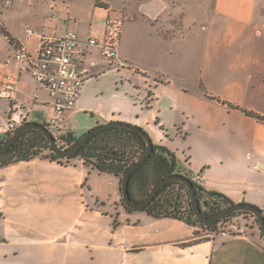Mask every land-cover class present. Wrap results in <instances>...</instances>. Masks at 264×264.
<instances>
[{"label":"crops","instance_id":"1","mask_svg":"<svg viewBox=\"0 0 264 264\" xmlns=\"http://www.w3.org/2000/svg\"><path fill=\"white\" fill-rule=\"evenodd\" d=\"M110 9L124 15L118 58L110 65L91 46L76 59L90 76L64 132L78 138L108 121L137 124L202 187L264 211V0H12L0 6V24L36 55L42 35L102 38ZM6 74L15 78L12 97ZM14 105L25 121L45 124L53 112L0 31V138ZM120 182L80 159L0 167V264H264L253 219L222 236L128 210Z\"/></svg>","mask_w":264,"mask_h":264},{"label":"trees","instance_id":"2","mask_svg":"<svg viewBox=\"0 0 264 264\" xmlns=\"http://www.w3.org/2000/svg\"><path fill=\"white\" fill-rule=\"evenodd\" d=\"M0 31L9 36L2 26ZM44 125L49 127L47 123ZM10 135L11 133H7L0 138V146ZM56 137L60 145L64 147L75 143L80 138H76L70 132L57 134ZM145 150L146 141L138 132L121 126H111L91 137L76 155L62 158L52 152L49 141L41 131L29 129L17 139L6 154L0 156V167L38 157L59 163L80 159L100 172L113 174L121 179L127 168L139 159ZM176 173L186 175L194 182L200 205L205 213L211 214L234 204L225 194L202 187L193 180L192 173L180 165V161L172 151L156 144L148 160L130 178L129 190L132 198L138 201L143 200L156 182ZM122 202L125 208L134 210L124 203V199ZM143 211L155 217L181 219L212 232L220 231L231 223H239L238 217L246 215L251 216L253 223L258 225L257 218L245 211L231 213L212 223L199 220L192 209L186 185L179 181H171L164 185Z\"/></svg>","mask_w":264,"mask_h":264},{"label":"built area","instance_id":"3","mask_svg":"<svg viewBox=\"0 0 264 264\" xmlns=\"http://www.w3.org/2000/svg\"><path fill=\"white\" fill-rule=\"evenodd\" d=\"M4 1L12 2V0H0V6ZM123 22V13L110 9L106 16L105 33L102 38L90 36L85 40L80 39L73 30L67 31L63 36L42 35L36 55L31 54L23 44L15 43L9 36L5 35L14 47V58L19 71L30 73L41 88L46 89L49 93V102L53 108L47 123L49 130L50 126H55L59 130L57 134L65 133L62 126L66 120L67 112L75 107L82 86L90 76L78 67L76 59H82L91 46H99L106 61L110 65L114 63L118 58ZM32 33L33 30L29 29L28 35L30 36ZM16 90L15 78L6 74L4 76L5 96L12 97V93H15ZM34 97H38V94H35ZM20 109L19 105L12 107L15 113L5 123L6 126L4 127L8 133H13L26 122ZM16 112L19 113L16 115ZM2 124L0 123L1 127ZM57 134L53 133L55 137ZM191 176L193 180L198 182L199 176L197 174L192 173ZM238 226L237 222L231 223L223 228L220 233L222 236L242 233Z\"/></svg>","mask_w":264,"mask_h":264},{"label":"water","instance_id":"4","mask_svg":"<svg viewBox=\"0 0 264 264\" xmlns=\"http://www.w3.org/2000/svg\"><path fill=\"white\" fill-rule=\"evenodd\" d=\"M111 126H121L134 130L138 132L140 135H142L146 141V150L144 154L127 168V170L125 171L124 175L121 178V182H120L121 192L124 199V203L127 206H129L134 210H144L146 206L154 199L157 192L164 185H166L171 181H179L186 185L190 195L192 209L199 220L205 223H212L234 212H238V211L249 212L257 218L260 231L264 237V211L262 208L249 203H234L219 211H216L211 214H207L202 210L194 182L189 177L183 174L176 173V174L168 175L163 179L159 180L158 182H156L143 200L138 201L133 199L129 190L130 178L132 174L148 160V158L151 156L154 150V142L151 136L144 128H142L137 124L128 123L124 121H116V120L108 121L106 123H102L100 125L91 128L84 135H82L75 143L67 147H64L60 145L58 139L55 137V135H53V133L49 130L47 126L35 121H26L22 125H20L18 129H16L13 133H11V135L0 146V156L6 154L8 150L11 148V146L17 141V139L25 131L29 129H37L41 131L44 134V136L47 138V140L51 145L52 152L54 154L62 158H69L71 156L76 155V153L83 147V145L96 133Z\"/></svg>","mask_w":264,"mask_h":264},{"label":"rangeland","instance_id":"5","mask_svg":"<svg viewBox=\"0 0 264 264\" xmlns=\"http://www.w3.org/2000/svg\"><path fill=\"white\" fill-rule=\"evenodd\" d=\"M41 119H42V118H41ZM50 130H51L53 133H55V134L59 133L58 127L50 126ZM95 173H97V172H95ZM96 175H97L96 185L99 186L101 189H102V188L105 189V187H106V181L104 180V179H105V178H104L105 176L102 175V174H98V173H97ZM252 219H253V218H252L251 216H249V215H246L245 217H244V216H240V217H238V220H239L242 224H244V225L250 223V221H251Z\"/></svg>","mask_w":264,"mask_h":264}]
</instances>
